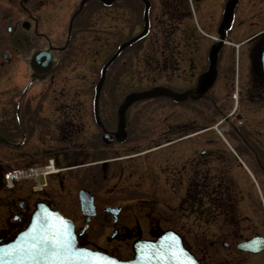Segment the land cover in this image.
Instances as JSON below:
<instances>
[{
	"label": "flooded vegetation",
	"instance_id": "1",
	"mask_svg": "<svg viewBox=\"0 0 264 264\" xmlns=\"http://www.w3.org/2000/svg\"><path fill=\"white\" fill-rule=\"evenodd\" d=\"M48 3L56 13L60 12V16L55 17L57 23L66 20L69 5L78 4L76 0H35L28 8L21 3L22 12L33 9L28 13V20L5 18L0 9V67L4 63L9 66L16 64L5 76L6 83L11 81L9 76L13 80L0 86V95L4 96L0 101V244L12 240L26 226L37 204H41L70 218L79 233V244L89 246L92 241L86 239L78 218L74 217L76 206L80 219H84L77 193L83 184L91 181L92 168L82 167L92 166L90 158H99L93 161L100 168V180H110L112 175L120 180L127 161L159 148L178 145V156H171L165 161L169 172L166 177L168 186L158 189V193L155 191L154 197L148 199L174 208L168 215L165 213L166 219H162L165 226L157 221L155 227L145 232L140 224L118 223L126 209L118 204L103 203L102 206L96 201V215L92 219L98 216L106 221L101 224L111 230L112 241H130L131 249L135 239L153 238L163 229H175L171 218L179 222L177 232L184 246L200 264H264V229H259L264 228V117H254L258 119L249 123L253 119L249 116L251 113L264 111V75L259 65V54L264 47V0H114L110 5H107L108 0H104L95 2L92 9L96 12L114 10L118 23L116 35L122 36L111 55V52L105 53L104 38L93 39V42L96 41L93 54L101 57L107 54L110 60L137 62L138 66L139 62H147L157 73L176 71L182 98L177 103L188 101L195 109H201L199 116L194 118L195 122L206 117L214 123V119L222 117V114L225 116L221 121L230 120V184L215 182L210 186L194 178L190 172L196 171L205 150H199L200 156H197L193 167H188L193 160L187 159L183 146V142L192 136L186 133L187 122H164L162 133L157 135L138 133L137 119H129L135 116L131 111L137 110L139 103H136L126 110L120 130L117 108L122 95L116 103L109 96L108 103L94 101L86 107L87 102L74 101L73 95L74 92L82 94L84 85L78 83L74 92L70 85L56 90L55 84L59 82L60 75L74 66L69 61H73L77 53H82L83 58L91 54L89 47L86 50L83 46L75 48L79 40H85L83 34L90 28L89 25L78 22L68 32V37L62 38V43H58L55 37V42L44 48L51 57L50 67L44 73L36 74L31 68L29 61L32 54L22 57V53L30 50V40L15 47L16 54H11L8 50L11 43L6 34L29 25L26 29L35 26V35L42 38L36 32L40 22L38 12ZM227 5L231 9L226 17ZM4 53L7 54L5 59ZM243 56L247 61L248 75L240 81L238 73ZM21 60L20 64L18 61ZM135 67L137 65L123 70V75L137 72V77H142L150 73H139L140 69ZM211 70L213 77L195 94L202 76ZM19 73L22 79L23 75H30L26 84L15 79L14 74L18 76ZM76 74L81 81L87 76L83 71ZM129 77L137 78L136 74ZM38 80L44 85L33 84ZM69 81L73 80L67 78L66 83ZM120 88L121 83L115 90ZM222 89L224 93L220 94ZM79 109L86 111L76 115L75 110ZM129 121L133 129L130 133ZM139 141L149 143L148 148L138 149ZM95 150L98 151L95 153ZM109 152L112 156L108 158L106 154ZM121 153H125L123 158ZM142 161L147 169L154 166L148 156ZM133 162L138 164V158ZM27 169L37 171L36 180L7 184V177L12 172ZM127 171L130 176L135 169L131 167ZM145 173L139 178L147 175L149 186L159 185L157 180L150 179L148 171ZM76 182L79 184L76 185ZM121 183L117 182L116 186ZM158 195H163L162 201L156 197ZM129 200L132 199L127 198V202ZM145 200L143 197L135 199L137 204L133 211L138 210L144 215L149 210L147 206H141ZM106 206H120L118 220L114 222L112 213L104 211ZM155 210L151 213L154 214ZM188 217H193L195 228L187 223ZM95 248L111 253L103 245H96ZM131 256L132 252L122 258Z\"/></svg>",
	"mask_w": 264,
	"mask_h": 264
},
{
	"label": "rangeland",
	"instance_id": "2",
	"mask_svg": "<svg viewBox=\"0 0 264 264\" xmlns=\"http://www.w3.org/2000/svg\"><path fill=\"white\" fill-rule=\"evenodd\" d=\"M35 0H0V9H2V13L5 18L9 17L11 20H14L16 18L20 19H26L28 20L29 15L28 13L32 12L33 9L29 12H22V9L19 5L23 3L26 7L31 8ZM77 3L79 0H76ZM104 0H80L78 4H75V6H68L70 8L69 11L66 12V20L63 23H57L55 20V17L57 15L60 16V12L56 13V10H52V7H50V3L46 5L45 12H38V18L40 20L39 27L37 28V32L39 35L45 37L47 41L43 40L42 38H39L37 35H35V29L31 27L30 30H24L23 28H19L15 32H11L10 34H6V38L10 40L11 48H8V50L11 52L12 55L16 54V51L14 50L15 47H20V44H24L26 42L31 41L30 43V50L27 49L26 52L22 53L23 56H28L33 52V50H37L39 48L48 47L50 39L52 40V36L55 37L58 41V43H62V38H67L69 33L71 31V28L75 26L78 22V24L83 25H89V29L83 34L85 35V40H79L78 43H76L75 48L77 49L79 46L84 47L86 50L87 47L90 48L91 54L85 56L83 58V54H79L75 56L73 59V65L74 68L77 69V72L83 71L87 74L86 77H84L83 81L81 79L77 78V72L74 71V69L66 70L64 73H62L60 76V80L57 84H55L56 90L58 91L61 86L70 85L73 87L71 91H76L75 88L77 84L84 85V91L82 94H78L77 92H74V101H83L87 102L86 107L88 106L89 102L93 101V91L96 90L95 86H90L89 83L91 81H96L97 75L90 76V63L91 60L95 59L93 58V50L96 49V41L93 42V39L95 38H104L103 43L106 45L107 50L105 53L112 54L113 51L116 50L117 43L121 41L122 36L116 35V31L118 29V23L116 21L114 10H105L101 9L100 12L92 11L95 7V2H100ZM114 0H108L107 5H110ZM102 6V5H101ZM104 10V11H103ZM47 11V12H46ZM256 11L258 12L257 8ZM51 16H53L51 18ZM12 24V21H11ZM61 26L64 27V29H61ZM74 28V27H73ZM60 31L63 33L62 36L60 35ZM127 31V28L125 29ZM245 33V31H243ZM125 36H123L124 38ZM42 40V42H41ZM243 48V47H241ZM107 54L105 56L98 59V62L95 63L96 67L100 69L102 61L106 58L108 59ZM94 56H96L94 54ZM21 57V59H22ZM20 58V57H17ZM23 60V59H22ZM21 61H18L20 64ZM81 60V61H80ZM84 62H83V61ZM241 67L239 69L238 78L240 81H243L246 76L248 75V69H247V61L245 56L241 59ZM78 64V65H77ZM16 64H13L12 66H9L8 63H4L0 67V74L2 78H0V86L8 85V82L13 80L11 76L8 78H11V81L8 80L6 83V74H8L10 71L13 70V67H15ZM132 65H137L135 68H139V73H143L146 71H149L150 73H147V75H143L142 77H137V72L135 73H129L124 74L122 73L123 70L130 69ZM140 66V67H139ZM139 66L137 62H122L117 61L112 67V72L107 80L106 83H103V85L100 86L97 90L101 91L100 95H98L97 101L100 103L102 102H109V96H112V102H117L119 100V97L126 92H129L131 90H134L135 88L142 89L143 87H154V86H160L164 87L176 92H179V77L178 73L175 72H167V73H157L156 71H152L153 68L147 63V62H139ZM121 67V68H119ZM119 68V70H117ZM152 68V69H150ZM156 68V67H155ZM79 70V71H78ZM18 71V70H17ZM99 71V70H98ZM117 71H121V73H117ZM115 72V74H114ZM98 74V72H96ZM23 74V72H22ZM130 74H136L137 78L129 77ZM15 79L18 80L21 84H26L28 80H26L27 77L30 79V75L25 74L22 75L19 73L18 76L14 74ZM7 78V79H8ZM14 78V77H13ZM20 78V79H19ZM67 78H70L73 81L67 82ZM30 82V81H29ZM121 83L122 88L115 90V88L118 86V84ZM34 85H44L43 82L40 80L33 82ZM95 84V83H94ZM79 89V88H78ZM66 91V90H65ZM70 91V92H71ZM224 89H222L219 93L221 94ZM222 93V94H223ZM62 96L68 95L60 93ZM6 97V96H5ZM76 97H79V99H76ZM106 97V98H105ZM4 96L3 94L0 95V101L3 100ZM62 100V99H59ZM181 104V105H179ZM110 107H115L111 105ZM197 107V106H196ZM138 110H132V113H135V116H130V120L137 119L136 124L138 125L139 131L138 133H145V134H153L157 135L162 133L164 129V122H183L187 124V134H192V136L188 137L186 141L183 142V146L185 148V155L187 156L188 160H193V163L189 165L188 167L192 166L197 158L199 153V150H205L206 153L204 155H201L202 161H200V165H198V168L196 171L191 170L192 176H195L194 178H197L198 180L201 179L202 183L206 185H212L215 184V182H221L224 184L225 182L227 184H230V123L228 120H225L218 124L216 127H210V124L212 123V120L204 117L201 119H197L196 122L194 121V118L196 119L197 116H199V113L201 112V109L194 108V105H190L188 101H182V103H177V101H172L170 99H166L165 97H157L150 100L145 101L142 105H138L136 107ZM83 111H86L85 109H79L75 110V114L79 115L83 113ZM116 112V111H115ZM137 113V114H136ZM222 117L223 114L221 115ZM250 117H253V119L249 120V123L255 122L258 118L254 117H264V111L251 113L249 115ZM79 117V116H78ZM81 117V116H80ZM222 117H217L214 119L215 121H219L222 119ZM83 117H81L82 120ZM80 119V118H79ZM217 121V122H218ZM228 123V124H226ZM248 125V124H247ZM254 125V124H253ZM129 130L128 133H130V129H132L131 123L129 121ZM150 128L152 131H150ZM197 132L196 135H193L192 132ZM133 132V129H132ZM93 139V137H91ZM131 138V137H130ZM95 144V143H94ZM146 143H142L139 141V147L138 149L148 148L145 145ZM176 146H166L167 148H159L154 151L149 152L148 154H143L138 156L139 163L136 164L133 161H136L137 158H132L131 160L127 161L128 163L125 164L124 170H123V177L122 179H118L117 176L112 175V179H102V181L99 178V166L95 164L94 161L99 160V158H90L91 159V165L82 167V168H92L90 170V180L88 184H83L84 188H88L91 190V192L94 194V199L98 203H109V204H118L122 205L124 207V214L120 216V220H118V223H127L129 225H132L134 223L140 224V226L144 229L145 232H147V229L155 227L157 224V221H160V225L163 227L166 225V223H162V219L165 216L168 215V212H172L174 208L167 206L166 204H163L162 202L156 203L155 201H148V199L154 197V192L158 193V189H162L163 186H168L166 177L168 176V167L166 165V160L170 158L171 156H178L179 148ZM168 150V151H167ZM170 150H173V153L168 152ZM95 150L94 152L96 153ZM168 154V155H167ZM121 157L125 155V153L120 154ZM111 152L106 154V157H111ZM148 156L149 159L152 158L154 166L151 168H146L143 164V159ZM144 157V158H143ZM166 158V159H165ZM94 160V161H93ZM200 160V159H199ZM122 161H126L125 159H122ZM141 161V163H140ZM148 163V161H147ZM188 163V162H186ZM134 168L135 171L132 175H127V170H130V168ZM193 167V166H192ZM145 169L148 171L150 175V179L154 178V181L157 180L158 184H153L149 186V178H147V175H143L141 178H139L140 175L146 174ZM80 170L75 169V171ZM118 172V170H117ZM130 172V171H129ZM78 174V173H76ZM83 173H79L80 175ZM96 175V176H95ZM197 175V176H196ZM157 176V179H155ZM97 177V178H95ZM98 179V180H97ZM76 180V179H75ZM122 181L121 184H118L116 186L117 182ZM75 182V181H74ZM140 183V184H139ZM79 184V182H76V185ZM125 185L128 187H133V190H128ZM137 185L139 186L138 189ZM142 193V194H141ZM164 195V194H163ZM161 196H156L157 198L163 200ZM143 197L146 200L142 202L141 206L145 205L148 207V211L146 210L144 215L138 210L133 211L134 206L137 204L135 202V199ZM127 198L133 199L129 200L127 202ZM155 203L157 205H155ZM170 202V206H173ZM174 204V202H173ZM75 210V218H78L79 223L84 225V221L80 219L79 212L77 211V207L74 206ZM156 209V210H155ZM168 209H171V211H168ZM153 210H155L154 214L151 213ZM149 213H151L149 215ZM167 215H166V214ZM74 215V213H73ZM84 220V219H83ZM170 220L173 222L172 226L175 227L176 231H178L179 222H176V220H173L170 218ZM122 221V222H121ZM106 223V221H102L101 218L96 216L94 219L92 217L88 221V225L86 227V239L92 241L90 242V247L95 248L96 245H103L108 250L111 251L110 254L115 255L119 258H122L124 256H127L130 254V241L122 242L113 240L114 238L110 239L111 230L103 228V224ZM170 223V221L168 222ZM187 223L189 225H192V228H195V221H193V217H188ZM169 225V224H168ZM102 226V227H101ZM212 229L214 227L210 226ZM216 229V227H215ZM259 229L263 230L264 228L260 227ZM84 233V234H85ZM106 237V240L104 241Z\"/></svg>",
	"mask_w": 264,
	"mask_h": 264
},
{
	"label": "snow or ice",
	"instance_id": "3",
	"mask_svg": "<svg viewBox=\"0 0 264 264\" xmlns=\"http://www.w3.org/2000/svg\"><path fill=\"white\" fill-rule=\"evenodd\" d=\"M144 258L141 264H195L186 259L183 250L169 244L163 253H154L151 246L141 249ZM86 253H74L71 234L65 221L41 214L33 222L32 228L17 244L0 248V264H66L73 256L83 257ZM94 264H114L112 261H95Z\"/></svg>",
	"mask_w": 264,
	"mask_h": 264
},
{
	"label": "water",
	"instance_id": "4",
	"mask_svg": "<svg viewBox=\"0 0 264 264\" xmlns=\"http://www.w3.org/2000/svg\"><path fill=\"white\" fill-rule=\"evenodd\" d=\"M230 9L231 8L229 7V5H227L225 9V16L229 13ZM36 56L38 57V54ZM260 68L264 75V49L262 50L260 54ZM206 82H207L206 78H203L202 82L200 83L198 87V90H200L203 87V85H205ZM167 93L168 92H166L165 90L153 89V90L145 91L142 93L129 95L126 98V101L120 110L121 121L119 124V129L123 125V116H122L123 110L125 106H127L132 100L140 99V98L147 97V96H155V95L167 94ZM78 199H79L81 211L83 215L86 216L85 221L88 222L90 216L95 214V208L92 204L93 203L92 196L89 192L82 190L79 193ZM105 211L112 212L114 216V220H116V215L119 212V208H106ZM41 214L50 215L54 219L59 218V220L65 221L67 224L68 231L71 234V240H72V246H73L74 253H80V252L86 253L83 257H77L76 255H73L66 262V264H94V262L98 260L100 261L108 260V261L114 262V264H141L144 258V253L141 252V249H145V248H148V246H151V250L154 253H163V251L167 249L169 244H174L177 250H183V252L186 253V257H185L186 259L191 258V260H193L195 264H200L198 260L195 258V256L188 250V248L184 246L181 236L172 229H165L161 231L154 239L138 238L135 241H133L131 245L133 256L132 258L126 259V260L118 259L116 257L110 256L100 251H95L89 248L79 247L76 242V236L74 234V225L72 221L64 217L60 212L56 210H51L45 205H41V204H37L36 209L33 212L26 227L20 232H18L11 241L4 243V244H0V248H5V247L19 243L24 238L25 234L32 228L33 222L36 221L37 218L41 216ZM152 264H156L155 257H153Z\"/></svg>",
	"mask_w": 264,
	"mask_h": 264
},
{
	"label": "bare ground",
	"instance_id": "5",
	"mask_svg": "<svg viewBox=\"0 0 264 264\" xmlns=\"http://www.w3.org/2000/svg\"><path fill=\"white\" fill-rule=\"evenodd\" d=\"M30 174H31V176L36 177V176H37V171L34 170V171H32V173H30ZM15 178H19V176L17 175Z\"/></svg>",
	"mask_w": 264,
	"mask_h": 264
}]
</instances>
